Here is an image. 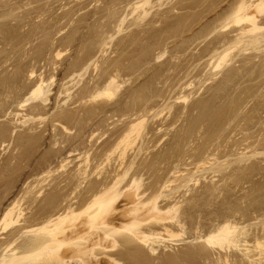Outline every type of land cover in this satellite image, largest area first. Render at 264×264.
Returning <instances> with one entry per match:
<instances>
[{"label": "rangeland", "instance_id": "1", "mask_svg": "<svg viewBox=\"0 0 264 264\" xmlns=\"http://www.w3.org/2000/svg\"><path fill=\"white\" fill-rule=\"evenodd\" d=\"M261 4L0 0V255L15 246L16 253L36 252L51 237L35 230L67 214L64 231L54 235L66 240L63 249L78 245L86 254L50 264H105L110 257L124 264H264ZM244 13L255 16L259 33L245 35L249 24L233 23ZM38 84L45 96L24 103ZM139 120V131L123 141ZM134 180L141 187L127 200ZM113 185L115 223L91 228L96 207L87 215L84 209ZM153 205L162 216L175 209L189 231L180 228L181 238L172 219L165 226L179 238L169 239L162 222L151 220L140 228L157 233L144 245L119 227ZM9 210L12 225L3 229ZM220 220L233 223L230 240L239 242L225 251L200 239ZM37 254L29 264L44 259Z\"/></svg>", "mask_w": 264, "mask_h": 264}, {"label": "bare ground", "instance_id": "2", "mask_svg": "<svg viewBox=\"0 0 264 264\" xmlns=\"http://www.w3.org/2000/svg\"><path fill=\"white\" fill-rule=\"evenodd\" d=\"M257 7H258V5H257ZM263 7H264V5H259V11H261L262 9H263ZM245 8V7H244ZM253 12V11H252ZM257 12V11H256ZM250 15V14H249ZM249 15H247L246 13H244L243 15H237V16H235V18H233V23H235V25L237 24V25H239L238 23H241V24H243V22H247L249 25V31L248 30H246L248 27L245 25V27H246V29L245 30H243V31H247V32H245V35H246V33H250V31H256L259 27H257V25H256V18H255V16L253 17V16H249ZM260 16H261V14H260ZM263 17V16H262ZM261 21V20H260ZM259 24V23H258ZM263 26V25H262ZM261 26V27H262ZM244 27V26H243ZM260 27V28H261ZM243 29V28H242ZM264 28H262V30H263ZM241 30V29H240ZM261 29H259V31H260ZM242 31V30H241ZM242 31V32H243ZM258 31V30H257ZM256 31V33H259V32H257ZM255 33V32H254ZM254 33H252V34H254ZM239 34H240V32H239ZM242 35H240V36H244V32L243 33H241ZM251 34V33H250ZM247 35H249V34H247ZM238 37V36H237ZM255 45V44H254ZM262 48V47H261ZM227 54V53H226ZM224 55V56H222V60L221 61H223V58H225V57H227V55ZM219 65L220 64H218L217 65V67H219ZM216 67V68H217ZM112 79V78H111ZM110 79V80H111ZM112 81V80H111ZM110 81V82H111ZM113 82L114 81H112V83L110 84V85H107L108 87L110 86V88H111V85L113 84ZM107 84H109V83H107ZM115 84V83H114ZM29 95V97L24 101V103H26V102H28L29 100H37V99H39V98H41V97H43V96H45V93L42 91V84H38L36 87H34V88H32V90L30 91V93H28ZM94 94H96V93H94ZM104 94V93H103ZM101 95V94H100ZM91 96H92V94H91ZM94 97H96L95 95H93ZM97 96H98V94H97ZM94 97H92L93 99H94ZM91 99V98H90ZM46 100V99H45ZM44 101V100H43ZM141 117V116H140ZM139 117V118H140ZM144 119V118H143ZM141 120H139L137 123H136V121H135V123L134 122H132V123H134V124H132V125H130L131 126V128H130V130L128 129V132H126V135H125V137H124V139H122L123 141H125V142H127L128 141V137L130 136V134H134V132H136V131H139V130H137V128L138 127H140V125L142 124V121L140 122ZM182 132V131H181ZM136 135H138L137 133H136ZM204 163V162H203ZM208 163V162H207ZM201 167V166H200ZM197 169V168H196ZM204 170V169H203ZM206 174V173H205ZM123 175V174H122ZM124 176H126V175H124ZM123 176V177H124ZM133 180V179H132ZM168 183V182H167ZM116 185V184H115ZM115 185H113V186H111L110 188H108L107 190H105L104 192H100L99 194H97V195H95L94 196V198H92V200H91V202L88 204V206L84 209V211H83V213L82 214H86V213H88V211L90 210V208H94V206L96 207V211L94 212V214L92 213V214H89L88 215V220H87V222L90 224V227L91 228H97L98 226H103V225H106V224H112V222L113 223H115L114 222V219H113V217H111L110 215H109V213H110V211H112L113 210V207H114V205H115V203L118 201V199H119V191L117 190L118 188H116V186ZM165 185V184H164ZM140 185H139V183H138V180L137 181H132V184L130 185V194H129V191H127L128 193L127 194H125V197L124 198H126L127 200L128 199H131L132 197H133V195H134V193L136 192V191H138L139 190V188L141 187H139ZM165 187V186H164ZM178 189V188H177ZM88 191V190H87ZM117 191H118V193H117ZM121 191V190H120ZM216 191V190H215ZM124 196V195H123ZM123 198V199H124ZM125 199V200H126ZM126 200V201H127ZM216 201V200H215ZM176 206V205H175ZM174 206V207H175ZM173 207V208H174ZM67 210V209H66ZM133 211H137V208H134V209H132ZM172 210H174V216L172 217V214L169 212V214L167 215V216H162L161 214H159V212H157L156 214L154 213V211H158V209H157V207L156 206H154L153 205V207L151 208V212H148V213H145V214H141V215H133V216H131L130 218H126V217H122L123 219H122V221L118 224L119 225V227L122 229V231L123 232H126V233H128V234H130V235H132V236H134V238H136L140 243H142V244H144V245H147L148 244V242H149V244H153V242L152 243H150V240H151V238L153 237V236H155L156 235V233L157 232H155V234H154V230L153 231H148L149 233H146L147 231H145V230H143V229H141L140 228V226H141V224L142 223H148V222H150L151 220H156V221H159L161 224H162V226L164 227H161V229H163V230H165V232L167 233L168 231L170 232L169 234H170V236L168 237L169 239L171 238H173L174 239V236H175V238L177 237V235H176V233L174 234V233H171V230L173 231V229H168V228H170V226L167 228L166 226H165V223L167 222H169V221H171L172 219V223H173V221H174V223L177 221V218L176 219H174V217L176 216V214L177 213H175V209H172ZM172 210H171V212H172ZM160 211V210H159ZM82 212V211H81ZM38 213V212H37ZM69 213H71L72 215H73V213L74 212H69ZM79 214V213H78ZM81 214V213H80ZM81 214V215H82ZM19 215H21V214H19ZM80 215V216H81ZM87 215V214H86ZM11 216H12V210H9V211H6V213L3 215V217H2V219H1V223L2 224H4L3 225V229L5 228V227H7L8 225H12V219H13V216H12V218H11ZM69 216V215H68ZM67 216V214H63V215H60V216H58L56 219H54V220H50V221H48L47 222V224H45V225H41L40 227H38L35 231H37V232H45V233H47V234H50V237H51V240H50V242L48 241H44V242H42L43 240H41V242L42 243H40V244H38L37 245V247H35L34 248V250L36 251H38V256L36 255V257H38L39 258V256H44V259H42L40 262H38L37 264H46L47 262H48V264H50L51 263V260H57V261H60V262H69V260H76V259H82V258H80V257H84L85 256V254H86V252H83L79 247H77L76 245L74 246L75 248H73V249H63L62 247H63V245L65 246V241L66 240H63L62 238H56L55 237V232L56 231H64L63 229V227H62V224H63V222L66 220V218L68 217ZM71 216V215H70ZM79 216V215H78ZM180 218H181V216L180 215H178ZM178 216H176V217H178ZM180 218H178V226L179 227H174V230H175V228H177V230H181V229H183V230H188V228L187 229H184V228H182V226L184 227V225H183V223L185 224V223H187V222H185V220H184V222H183V220H181ZM179 219H180V225H179ZM230 219V218H229ZM228 219V220H229ZM176 220V221H175ZM227 220V221H228ZM226 222V220H223V221H221L220 220V222H222V223H220V226H219V224H218V227L216 228L215 226L213 227V228H216L214 231L212 230V232H211V230H209L210 232H208V234L207 235H203V236H201L200 237V239L203 241V242H205L206 243V245H210V246H214L215 248L217 247V249H218V251L220 250H222V251H225V249H223L224 248V246L226 245H228V244H233V246L234 245H236V243H237V241H234L233 239H232V241L230 240L231 238V235H232V237H233V232L235 233V226L234 225H232V224H230V225H232V227L229 225V223H225V224H223V222ZM17 222V220H15V221H13V223H16ZM19 222V221H18ZM176 222V223H177ZM25 223V222H24ZM173 223V224H174ZM189 223V222H188ZM2 224H1V227H2ZM222 224V225H221ZM239 224V223H238ZM188 225H190V224H187L186 226L187 227H189ZM167 226H168V224H167ZM171 226H173V225H171ZM176 226H177V224H176ZM191 227V226H190ZM189 227V228H190ZM206 227V226H205ZM204 227V228H205ZM208 227V226H207ZM212 227V226H211ZM233 227H235V228H233ZM168 230H167V229ZM172 228V227H171ZM181 228V229H180ZM199 228H201V227H199ZM212 228V229H213ZM6 229V228H5ZM120 229V230H121ZM149 229V228H148ZM202 229H203V227L201 228V231H202ZM209 229H211L210 227H209ZM18 230V229H17ZM183 230H181V231H183ZM237 230V229H236ZM243 230V229H242ZM241 230V231H242ZM22 231V230H21ZM189 231V230H188ZM205 231V230H204ZM152 232V233H151ZM164 232V231H163ZM177 232V231H176ZM186 234V232H178V235L179 234H181V235H179L180 237L181 236H184L185 234ZM207 233V232H206ZM206 233H204V234H206ZM16 234V233H15ZM20 234V233H19ZM28 234V233H27ZM31 234H33V233H31ZM38 234V233H37ZM168 234V233H167ZM173 236H172V235ZM203 234V233H202ZM238 234V233H237ZM157 235H160V232H159V234H157ZM200 235V234H199ZM12 236V235H11ZM104 236L105 237H107V236H109L107 233H105L104 234ZM161 236V235H160ZM166 236V235H165ZM235 236V235H234ZM177 238H179V237H177ZM182 238V237H181ZM80 239H81V237H80ZM152 239H154V238H152ZM158 239H160V238H158ZM167 239V238H166ZM194 240V239H193ZM236 240V239H235ZM19 241V240H18ZM173 241V240H172ZM234 241V242H233ZM15 242V241H14ZM109 242H111L110 243V247H112V248H116L118 245H119V242L116 240V239H114V240H112V241H109ZM194 242V241H193ZM230 242V243H229ZM13 243V242H12ZM11 243V244H12ZM67 243V242H66ZM183 243V242H182ZM235 243V244H234ZM239 243V242H238ZM237 243V244H238ZM260 243V245H263V244H261V242H259ZM232 244H231V246H232ZM67 245V244H66ZM161 245V244H160ZM256 246H257V244H255ZM260 245H258L259 247H260ZM10 246V245H9ZM9 246H7L6 245V247H8V248H10ZM150 246V250L152 251V253H154V249H152L151 248V245H149ZM255 246V247H256ZM256 247L257 249L259 248V247ZM5 247V248H6ZM77 247V248H76ZM153 247V246H152ZM159 247V246H158ZM209 247V246H208ZM228 247L230 248V245H228ZM228 247H226V248H228ZM236 247V246H235ZM12 248V247H11ZM164 248V247H163ZM215 248H214V250H215ZM246 248V247H245ZM255 248V249H256ZM16 249H17V247L15 246L14 248H12V249H9V251H10V254H7V255H0L1 257H0V264H29V263H31L32 261L31 260H29L30 258H28V256H29V254L30 255H33L34 253H36V252H31V251H33V250H24V251H22V252H20V253H16ZM211 249V248H210ZM216 249V250H217ZM5 250V249H4ZM18 250V249H17ZM149 250V249H148ZM156 250H158V249H156ZM242 250V249H241ZM8 251V250H7ZM6 251V252H7ZM9 251H8V253H9ZM19 251V250H18ZM17 251V252H18ZM250 251V250H249ZM5 252V253H6ZM32 254H31V253ZM217 252V251H216ZM217 253H219V252H217ZM241 253V252H240ZM252 253V252H251ZM28 254V255H27ZM46 254L48 255V257L49 258H51V259H49L47 262H46ZM247 254V253H246ZM250 254V253H249ZM228 255V254H227ZM245 255V254H244ZM248 255V254H247ZM218 256V255H217ZM261 256V255H260ZM30 257V256H29ZM35 257V258H36ZM199 257V256H198ZM245 257H246V255H245ZM249 257V256H248ZM247 257V258H248ZM34 257H32V260L34 261V262H36L37 260L35 259H33ZM111 258V262L110 263H105V264H124L122 261H120L119 259H117L116 257H110ZM220 259V258H219ZM226 258H224V261H225V263L227 262V260H225ZM249 259H250V257H249ZM253 260V259H252ZM78 261V260H77ZM105 261V260H104ZM108 261V260H107ZM263 261V260H262ZM82 262V261H81ZM223 262V261H222ZM230 262V261H229ZM256 262V261H255ZM70 263H73V262H71L70 261ZM75 263H77V262H75ZM84 263V262H83ZM181 263V262H180ZM253 263V262H252ZM257 263V262H256ZM223 264V263H222ZM228 264V263H227ZM254 264V263H253Z\"/></svg>", "mask_w": 264, "mask_h": 264}]
</instances>
